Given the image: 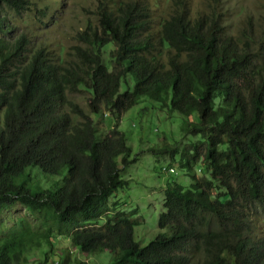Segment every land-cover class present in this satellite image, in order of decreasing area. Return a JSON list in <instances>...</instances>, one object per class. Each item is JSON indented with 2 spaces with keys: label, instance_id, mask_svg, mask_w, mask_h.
Listing matches in <instances>:
<instances>
[{
  "label": "trees",
  "instance_id": "1",
  "mask_svg": "<svg viewBox=\"0 0 264 264\" xmlns=\"http://www.w3.org/2000/svg\"><path fill=\"white\" fill-rule=\"evenodd\" d=\"M33 5L0 0V217L20 203L41 226L0 232V264H28L57 235L87 255L109 251V264H264V31L228 34L215 10L193 16L189 0H174L155 30L144 2H101L98 23L56 52L12 35L7 9ZM82 91L89 111L68 97ZM144 97L201 140L152 149L180 153L191 184L167 183L159 232L141 245L138 210L112 198L137 161L119 124ZM92 114L113 127L102 134ZM71 254L57 264H86Z\"/></svg>",
  "mask_w": 264,
  "mask_h": 264
},
{
  "label": "rangeland",
  "instance_id": "2",
  "mask_svg": "<svg viewBox=\"0 0 264 264\" xmlns=\"http://www.w3.org/2000/svg\"><path fill=\"white\" fill-rule=\"evenodd\" d=\"M33 1L32 11L17 13L13 9H7L10 24L14 28L13 37L26 33L32 46L45 45L53 51L61 52L62 48L68 51L72 45L79 44L75 38L76 34L89 23L94 25L98 23L101 2H106L109 7L114 8L121 1L135 0ZM137 1L144 2L149 7L151 23L155 30L159 29L160 23L169 17L174 9V0ZM189 3L193 16L215 10L223 20L228 34L237 36L244 28L257 35L264 31V0H189ZM109 60L107 54V64ZM109 68L112 69L110 64ZM130 87H133V82L130 83ZM126 89L127 84L122 81L121 91ZM89 96L86 91L68 93L70 100L79 103L87 111ZM92 117L102 134H106L114 125L110 114H92ZM183 123L184 118L181 114L144 97L123 114L119 124L132 147L131 157H137V161L120 171L127 184L114 195L112 202L118 200V207L127 212L138 210L135 217L140 218L142 223L135 228V239L141 245L147 244L159 232L158 218L164 210L167 183L177 182L186 189L191 184L186 169L181 165L180 153L172 158L170 153L152 150L167 143L182 147L201 140V136L186 135ZM164 168H173L175 172L164 171ZM195 170L198 176L206 174L202 163L196 164ZM51 181L50 178L45 179L44 186H48ZM22 225L34 228L41 226V223L20 203L0 217L2 234L20 230ZM262 228L264 232V224ZM68 250L73 251L71 254L73 258H78L86 264H109L112 258L109 251L87 255L75 249L67 236L57 235L48 243L42 241L40 245L35 246L29 254L28 264H57L60 254L67 255ZM45 252L49 253L47 260Z\"/></svg>",
  "mask_w": 264,
  "mask_h": 264
},
{
  "label": "built area",
  "instance_id": "3",
  "mask_svg": "<svg viewBox=\"0 0 264 264\" xmlns=\"http://www.w3.org/2000/svg\"><path fill=\"white\" fill-rule=\"evenodd\" d=\"M164 171H169V172H175V169H172V168H170V169H167V168H164Z\"/></svg>",
  "mask_w": 264,
  "mask_h": 264
}]
</instances>
